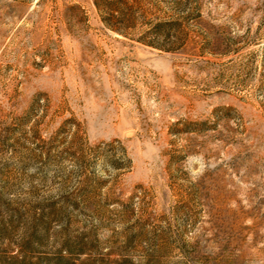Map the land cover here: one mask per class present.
I'll list each match as a JSON object with an SVG mask.
<instances>
[{
  "label": "rangeland",
  "instance_id": "obj_1",
  "mask_svg": "<svg viewBox=\"0 0 264 264\" xmlns=\"http://www.w3.org/2000/svg\"><path fill=\"white\" fill-rule=\"evenodd\" d=\"M0 264H264V0H0Z\"/></svg>",
  "mask_w": 264,
  "mask_h": 264
},
{
  "label": "trees",
  "instance_id": "obj_2",
  "mask_svg": "<svg viewBox=\"0 0 264 264\" xmlns=\"http://www.w3.org/2000/svg\"><path fill=\"white\" fill-rule=\"evenodd\" d=\"M97 5H98V3H97ZM99 8H100V6H99Z\"/></svg>",
  "mask_w": 264,
  "mask_h": 264
}]
</instances>
